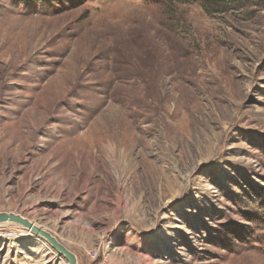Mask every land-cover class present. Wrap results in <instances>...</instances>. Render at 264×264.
Returning <instances> with one entry per match:
<instances>
[{
	"label": "rangeland",
	"instance_id": "obj_1",
	"mask_svg": "<svg viewBox=\"0 0 264 264\" xmlns=\"http://www.w3.org/2000/svg\"><path fill=\"white\" fill-rule=\"evenodd\" d=\"M0 213L77 264H264V0H0ZM0 264L67 262L1 223Z\"/></svg>",
	"mask_w": 264,
	"mask_h": 264
},
{
	"label": "water",
	"instance_id": "obj_2",
	"mask_svg": "<svg viewBox=\"0 0 264 264\" xmlns=\"http://www.w3.org/2000/svg\"><path fill=\"white\" fill-rule=\"evenodd\" d=\"M1 223H16L19 224L30 232L42 237L57 254L63 257L67 264H77L76 257L68 249H66L58 240H56L51 234L31 224L29 221L23 219L20 216L14 214L0 213Z\"/></svg>",
	"mask_w": 264,
	"mask_h": 264
},
{
	"label": "bare ground",
	"instance_id": "obj_3",
	"mask_svg": "<svg viewBox=\"0 0 264 264\" xmlns=\"http://www.w3.org/2000/svg\"><path fill=\"white\" fill-rule=\"evenodd\" d=\"M30 223L33 224L34 226L38 227V228H41L37 223H32V222H30ZM116 247H117V250H120L122 248L120 245L119 246H116Z\"/></svg>",
	"mask_w": 264,
	"mask_h": 264
}]
</instances>
